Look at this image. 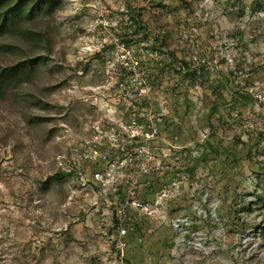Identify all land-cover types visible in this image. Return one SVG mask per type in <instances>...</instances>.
Listing matches in <instances>:
<instances>
[{
    "label": "rangeland",
    "instance_id": "rangeland-1",
    "mask_svg": "<svg viewBox=\"0 0 264 264\" xmlns=\"http://www.w3.org/2000/svg\"><path fill=\"white\" fill-rule=\"evenodd\" d=\"M45 1L0 38L45 56L0 97V264H264V0Z\"/></svg>",
    "mask_w": 264,
    "mask_h": 264
},
{
    "label": "trees",
    "instance_id": "trees-1",
    "mask_svg": "<svg viewBox=\"0 0 264 264\" xmlns=\"http://www.w3.org/2000/svg\"><path fill=\"white\" fill-rule=\"evenodd\" d=\"M45 0H0V38L12 34L22 22H33L38 19L44 11H50L45 6ZM25 33H35L39 39H46L45 32H33L27 29ZM13 46L4 44L0 50H10ZM45 59L25 58L15 64L0 65V97L15 83L28 78L34 72V65ZM64 174V173H63ZM61 173H58V176Z\"/></svg>",
    "mask_w": 264,
    "mask_h": 264
},
{
    "label": "built area",
    "instance_id": "built-area-1",
    "mask_svg": "<svg viewBox=\"0 0 264 264\" xmlns=\"http://www.w3.org/2000/svg\"><path fill=\"white\" fill-rule=\"evenodd\" d=\"M156 131H157V130H156V129H154V132H155V133H156Z\"/></svg>",
    "mask_w": 264,
    "mask_h": 264
}]
</instances>
